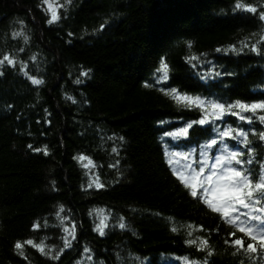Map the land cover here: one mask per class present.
Instances as JSON below:
<instances>
[{"label": "trees", "instance_id": "obj_1", "mask_svg": "<svg viewBox=\"0 0 264 264\" xmlns=\"http://www.w3.org/2000/svg\"><path fill=\"white\" fill-rule=\"evenodd\" d=\"M49 1L58 4L51 24L45 0H0V264H264L259 236L249 252L247 234L192 197L169 163L178 151L199 153L221 123L164 135L199 118L170 88L220 102L264 99V57L250 51L264 50V0ZM191 56L232 75L201 81ZM224 123L248 132L247 147L226 143L254 161L245 171L258 182L264 126Z\"/></svg>", "mask_w": 264, "mask_h": 264}, {"label": "snow or ice", "instance_id": "obj_2", "mask_svg": "<svg viewBox=\"0 0 264 264\" xmlns=\"http://www.w3.org/2000/svg\"><path fill=\"white\" fill-rule=\"evenodd\" d=\"M241 7L242 5L239 3L235 5L236 9H241ZM244 10L249 13H257V8L251 5L244 7ZM258 18L260 21H264V10L259 12ZM56 19L58 17L55 11H53L52 20H49V24ZM245 47L249 46L242 44V47L237 49L233 45L230 51L234 53L243 52ZM215 51L217 53L225 52L221 48H217ZM250 51L264 57V50L258 48L256 44L250 46ZM225 54L227 53L225 52ZM5 60L9 64H14V61L8 60L7 57ZM2 63L4 61H0V64ZM186 63L190 65V68L201 81L222 77L223 75H232L231 73H221L217 70L213 61H204L197 56L189 57ZM168 68L169 65L167 63H161L159 69H157L158 72H163V80H168ZM83 75L87 76L88 73L85 72ZM32 83L40 84L42 81L34 79ZM76 83L79 84L80 80H77ZM146 86L151 87V85ZM160 90L162 92L164 91L163 88ZM169 94L172 95L173 99L182 102L183 108L191 109L199 113V118L191 121H182L183 126L179 127L176 131L165 132V136L173 139L188 138L190 130L194 126L203 128L208 125H217V122H220L222 125V127L215 129L217 133L216 138H212L208 143L200 146L198 158L192 156V153L196 151L195 149H192L191 153H182L179 151L175 153L176 156H182L186 161L192 156L190 162L184 166L187 169V175L182 174L180 170L176 172L179 180L189 189L190 195L194 198H203L205 204L214 209L216 213H222L224 219L228 220L229 223L234 222L230 217H234L235 220L240 219L241 209H251L253 212L257 210L264 211V208L256 209L253 207L255 204H259L261 200H264V175H259L257 172L256 180L258 182H254L253 171L251 169L245 171V165H252L254 161L251 159H241L244 153L240 150H229V145L226 143L228 140H239L241 147H247L248 132L243 128L234 127L231 123H224L225 118L231 116L243 124L252 125L255 120L261 126H264V114L258 115V113H264V99L252 102L241 100H236L232 103L220 102L219 99L210 100L202 95H189L187 92L182 93L180 89L174 87L169 89ZM161 123H167V121H161ZM252 132L255 134V129H252ZM259 139L260 141H264V131L259 133ZM218 144L222 145L219 154L211 155V150ZM28 147L32 148V145H28ZM247 150L251 154L252 149L247 148ZM33 151L40 152L41 149L35 148ZM44 155H48L46 149L44 150ZM80 159L86 160L88 157H80ZM169 163H172L171 157L169 158ZM91 187L93 185L89 184V188ZM97 187L103 189L105 185L99 183ZM244 214L247 215V213ZM253 219H258V217L253 216ZM34 227H39V225H34ZM104 227H107V225L102 220L100 226L97 228V232L101 236L104 235L102 230ZM119 227L123 229L125 225L121 223ZM239 230L242 233H246L251 241H253L247 244V250L256 253L258 247L255 241L258 237L253 234L251 228L241 227ZM235 235L236 233L233 232L234 237ZM72 238L75 239V235ZM259 241L261 245H264V234L259 236ZM26 243L32 245L33 241L28 240ZM204 243L207 244L208 242L205 240ZM234 243L239 248L245 247V240L243 238L235 239ZM23 247L24 245L20 242L15 244L17 250H21Z\"/></svg>", "mask_w": 264, "mask_h": 264}, {"label": "rangeland", "instance_id": "obj_3", "mask_svg": "<svg viewBox=\"0 0 264 264\" xmlns=\"http://www.w3.org/2000/svg\"><path fill=\"white\" fill-rule=\"evenodd\" d=\"M45 10H48V12L51 15V19H52V15H53V11H55V14L57 13L58 10V4L56 3V1H49L46 2L44 5ZM67 231H65V235L64 236H68L70 230L66 229Z\"/></svg>", "mask_w": 264, "mask_h": 264}]
</instances>
